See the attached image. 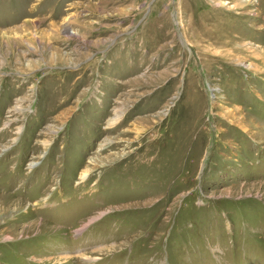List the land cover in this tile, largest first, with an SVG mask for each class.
<instances>
[{
  "label": "rangeland",
  "instance_id": "1",
  "mask_svg": "<svg viewBox=\"0 0 264 264\" xmlns=\"http://www.w3.org/2000/svg\"><path fill=\"white\" fill-rule=\"evenodd\" d=\"M0 264H264V0H0Z\"/></svg>",
  "mask_w": 264,
  "mask_h": 264
}]
</instances>
